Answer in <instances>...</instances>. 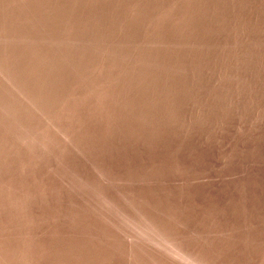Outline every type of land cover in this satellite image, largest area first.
Wrapping results in <instances>:
<instances>
[{"label":"rangeland","instance_id":"374dc122","mask_svg":"<svg viewBox=\"0 0 264 264\" xmlns=\"http://www.w3.org/2000/svg\"><path fill=\"white\" fill-rule=\"evenodd\" d=\"M0 264H264V0H0Z\"/></svg>","mask_w":264,"mask_h":264}]
</instances>
